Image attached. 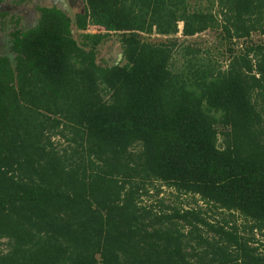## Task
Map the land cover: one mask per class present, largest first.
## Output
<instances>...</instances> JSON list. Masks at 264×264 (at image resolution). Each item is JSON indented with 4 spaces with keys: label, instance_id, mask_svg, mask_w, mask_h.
Segmentation results:
<instances>
[{
    "label": "trees",
    "instance_id": "16d2710c",
    "mask_svg": "<svg viewBox=\"0 0 264 264\" xmlns=\"http://www.w3.org/2000/svg\"><path fill=\"white\" fill-rule=\"evenodd\" d=\"M75 27L45 10L0 58V264H264V0H85Z\"/></svg>",
    "mask_w": 264,
    "mask_h": 264
},
{
    "label": "flooded vegetation",
    "instance_id": "af4514ba",
    "mask_svg": "<svg viewBox=\"0 0 264 264\" xmlns=\"http://www.w3.org/2000/svg\"><path fill=\"white\" fill-rule=\"evenodd\" d=\"M54 1L55 0H0V53L6 50L13 54L12 50L16 35L20 36L21 34L35 29L42 18L43 11L53 8L58 9L54 5ZM65 1L71 11L73 9L72 14L74 19L75 15L84 13L85 0ZM74 10L76 11L74 12ZM110 48L111 50L115 49L112 46ZM113 55H105L106 59L110 57L107 62L114 60L116 64H118L122 61L123 56H121L122 58L120 60L118 59L119 54L114 53ZM112 57L114 58L112 59ZM0 58L8 57H6V54L1 53Z\"/></svg>",
    "mask_w": 264,
    "mask_h": 264
},
{
    "label": "rangeland",
    "instance_id": "374dc122",
    "mask_svg": "<svg viewBox=\"0 0 264 264\" xmlns=\"http://www.w3.org/2000/svg\"><path fill=\"white\" fill-rule=\"evenodd\" d=\"M85 3V2H84ZM73 11V9H72ZM76 10H74L75 12ZM80 35H81V32H75L74 33V38L77 40V41H80ZM177 38L180 39V41L182 42L183 41V37L181 36V34L177 35ZM147 39L149 41H152V42H159V41H165L167 38L165 37H158V36H152V37H147ZM256 40V39H255ZM187 42L191 43L194 47L196 48H199L200 50H215V46L217 44V36L215 33L213 32H208V33H204L198 37H194V38H189L187 39ZM186 45V44H185ZM114 47L115 49L114 50H111L110 47ZM98 52H99V55H98V63L99 64H107L108 66H111V65H115L116 62L114 60H110L109 62H107V60L110 59L107 58L106 59V56L105 55H110L112 56L114 53L115 54H119L118 56V59L121 60V56H122V48L119 44V37L118 36H111L107 41H105L103 44H101L99 47H98ZM2 54H6V57H8L10 60H13L14 58V55L9 53L8 51L5 50V52H1ZM0 53V54H1ZM114 56V55H113ZM114 57H112L113 59ZM117 59V60H118ZM180 56H177L176 59H175V65L177 66H180ZM221 60V63L223 64V66H226L227 65V62L225 61L224 58H220ZM117 65V64H116ZM162 190H164L162 193V195L160 196H157L155 195V193L153 195H151L150 197L147 198V200L145 201V204L150 206V207H153V208H156L160 205V201L161 199L164 200V205L165 206H170V208H173L174 206H177L179 208H194V207H197L194 202L193 199H191L190 197H184V196H181L179 197V199L176 198L175 195L172 194V192L168 189H165V188H162ZM200 206L202 207L203 210H207V207H205L203 204H200ZM208 216L209 218L213 219L215 218L216 220L217 219H220L222 217H226L228 218L227 216H222L220 214H212V213H209L208 212ZM260 239V238H259ZM4 242V241H3ZM4 245H1L0 246V250H5V242L3 243Z\"/></svg>",
    "mask_w": 264,
    "mask_h": 264
},
{
    "label": "water",
    "instance_id": "95a60500",
    "mask_svg": "<svg viewBox=\"0 0 264 264\" xmlns=\"http://www.w3.org/2000/svg\"><path fill=\"white\" fill-rule=\"evenodd\" d=\"M54 5L61 11L65 12L71 19V32L74 35L76 32L75 19L73 17L70 7L67 5L65 0H55ZM12 61V60H11Z\"/></svg>",
    "mask_w": 264,
    "mask_h": 264
}]
</instances>
